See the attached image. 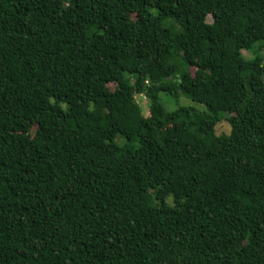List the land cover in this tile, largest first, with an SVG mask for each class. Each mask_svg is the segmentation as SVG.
<instances>
[{"label":"trees","instance_id":"16d2710c","mask_svg":"<svg viewBox=\"0 0 264 264\" xmlns=\"http://www.w3.org/2000/svg\"><path fill=\"white\" fill-rule=\"evenodd\" d=\"M257 40L264 0H0V264H264Z\"/></svg>","mask_w":264,"mask_h":264},{"label":"rangeland","instance_id":"374dc122","mask_svg":"<svg viewBox=\"0 0 264 264\" xmlns=\"http://www.w3.org/2000/svg\"><path fill=\"white\" fill-rule=\"evenodd\" d=\"M151 11L155 12V9L152 8ZM210 19H211V17L208 16L207 21H210ZM161 23L164 26L170 27L172 30H178L179 29V24L172 17L165 18L164 20H162ZM240 53H241L242 58H244V59H252L254 56L259 55L262 57L263 64H264V41L257 40L255 42H253L248 48H242L240 50ZM190 71H191V73H193L194 67H190ZM129 78H131V76H129ZM107 86L109 88H111L112 83H108ZM135 100L139 104L141 111H142V114L147 115L148 114V104H147L146 98L142 95L136 94ZM160 101L168 109H173V108H176L178 106H182V105L184 106L185 105V106L193 107V108L201 110V111L207 110L203 104L194 102L185 96H180V97H178V99H175V98H172L170 96H167V95L161 93L160 94ZM214 129L216 132L227 131L229 129V126L227 125V123L225 121H222V122L220 121L219 123H217L215 125ZM115 141L117 143H120V142L124 141V139L118 135L115 137ZM134 145H136V143ZM165 200L167 202L171 203V197L170 196L167 197Z\"/></svg>","mask_w":264,"mask_h":264}]
</instances>
